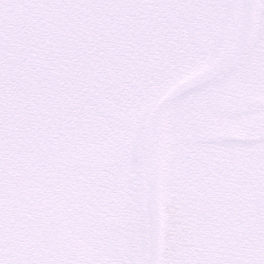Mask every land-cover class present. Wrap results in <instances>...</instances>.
Listing matches in <instances>:
<instances>
[{"label":"water","instance_id":"water-1","mask_svg":"<svg viewBox=\"0 0 264 264\" xmlns=\"http://www.w3.org/2000/svg\"><path fill=\"white\" fill-rule=\"evenodd\" d=\"M0 264H264V0H0Z\"/></svg>","mask_w":264,"mask_h":264}]
</instances>
